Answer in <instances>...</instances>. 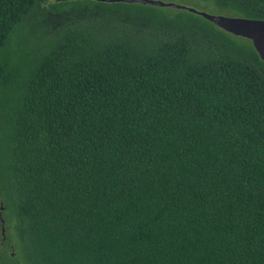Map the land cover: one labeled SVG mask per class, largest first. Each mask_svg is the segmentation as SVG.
I'll list each match as a JSON object with an SVG mask.
<instances>
[{
    "label": "trees",
    "instance_id": "16d2710c",
    "mask_svg": "<svg viewBox=\"0 0 264 264\" xmlns=\"http://www.w3.org/2000/svg\"><path fill=\"white\" fill-rule=\"evenodd\" d=\"M47 1L0 0V200L17 224L0 264H23L16 245L26 264H264L252 42L239 58L186 35L141 40L100 22L133 3L68 0L100 17L58 6L67 20L38 44ZM204 1L264 20V0Z\"/></svg>",
    "mask_w": 264,
    "mask_h": 264
},
{
    "label": "rangeland",
    "instance_id": "374dc122",
    "mask_svg": "<svg viewBox=\"0 0 264 264\" xmlns=\"http://www.w3.org/2000/svg\"><path fill=\"white\" fill-rule=\"evenodd\" d=\"M164 3H174L181 6H186L194 8L199 11H203L216 16L225 17H242L241 14L233 9H224L215 6L213 3L206 2L204 0H156ZM64 2H58L54 4H48L43 14H38L37 11L33 13V20H31V26L28 29V36L30 41L38 42V44L43 43L46 35L50 31V27L57 29L61 27L63 23L67 20V17L62 14L52 15L49 10H57L58 6L66 8V11L72 12L77 4L86 5L88 7V12L94 17L99 18L100 15L95 2H83L75 1L63 4ZM119 13L113 12L114 18H105L100 22L103 24H111V27L118 30V26L124 25L130 30L131 34L137 36L143 40V37L147 38H158L163 39L166 37H171L173 35H186L189 39L196 42H204L205 46L214 47L216 52L219 54L224 53L225 55H232L237 52V57L241 58V52L238 50L242 45H247L248 40L241 37H236L231 34L222 33L220 30H215L217 26L208 25L205 21L199 18L197 15L190 13L185 10H179L170 7H158L151 5H143L133 3L131 6H116ZM120 8H124L120 11ZM129 8V9H128ZM128 9V11H127ZM48 12V14H47ZM69 13V14H70ZM71 20H73L71 18ZM210 28L209 31H199L200 26ZM120 26V27H121ZM218 28V27H217ZM219 29V28H218ZM250 44V43H249ZM208 48V47H207ZM246 59L251 60L254 63L255 56L253 54L248 55ZM1 165V164H0ZM4 186L0 183V194L5 193L2 189ZM5 189V188H4ZM6 209V215L4 219L7 220V231L12 237V229L16 224L15 218L12 216L13 208H8L5 206L3 200H0V210ZM18 257L23 264H26L27 256L21 253L18 245H16Z\"/></svg>",
    "mask_w": 264,
    "mask_h": 264
},
{
    "label": "water",
    "instance_id": "95a60500",
    "mask_svg": "<svg viewBox=\"0 0 264 264\" xmlns=\"http://www.w3.org/2000/svg\"><path fill=\"white\" fill-rule=\"evenodd\" d=\"M68 0H49L44 5L63 2ZM73 1V0H72ZM105 3L122 2V3H138L143 5H151L158 7H170L179 10H185L195 15H198L207 21L213 23L218 28L225 32L236 36L248 39L252 42L257 54L261 60H264V20L251 19L244 17H225L216 16L194 8L177 5L174 3H164L156 0H95ZM3 210V209H2ZM5 223L3 221L2 232L5 235Z\"/></svg>",
    "mask_w": 264,
    "mask_h": 264
},
{
    "label": "flooded vegetation",
    "instance_id": "af4514ba",
    "mask_svg": "<svg viewBox=\"0 0 264 264\" xmlns=\"http://www.w3.org/2000/svg\"><path fill=\"white\" fill-rule=\"evenodd\" d=\"M4 211V210H3ZM2 212V210H1ZM3 221L6 225V220L2 218V213H0V224H1V232H0V235H1V240H0V250L3 251L4 253V257L6 258V254H8L9 256H15L16 253H15V250H14V247H8L6 246V240L3 238L4 234L2 232V226H3ZM6 228H5V237H6Z\"/></svg>",
    "mask_w": 264,
    "mask_h": 264
},
{
    "label": "clouds",
    "instance_id": "9594fccd",
    "mask_svg": "<svg viewBox=\"0 0 264 264\" xmlns=\"http://www.w3.org/2000/svg\"><path fill=\"white\" fill-rule=\"evenodd\" d=\"M3 211V210H2Z\"/></svg>",
    "mask_w": 264,
    "mask_h": 264
}]
</instances>
